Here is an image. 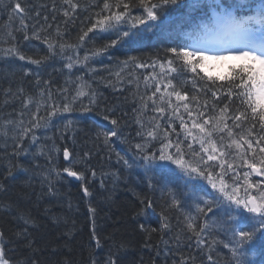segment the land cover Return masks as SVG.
I'll list each match as a JSON object with an SVG mask.
<instances>
[{
  "label": "trees",
  "instance_id": "1",
  "mask_svg": "<svg viewBox=\"0 0 264 264\" xmlns=\"http://www.w3.org/2000/svg\"><path fill=\"white\" fill-rule=\"evenodd\" d=\"M15 2L0 0V184L3 185L0 187V232L4 234L0 245L12 264H31L32 260L39 264H93V261L105 264L109 257L114 258L117 264H181V260L185 264L225 263L229 249L222 243L212 244L213 240L228 241L230 233L213 224L225 213L214 209L207 217L210 227L204 238L211 245V251L197 246L195 236L187 230L184 221L186 214L197 215L199 198L212 199L219 193L206 179L197 177L190 183L186 182L190 178L174 164L169 163L174 171L163 175L155 165L146 167L136 149V144H146V152L155 151L159 155L163 140L164 143L171 141L173 145L179 143L185 159L192 163L199 160L194 153L202 154L199 131L191 128L192 119L184 111V102L171 97L173 105L179 109V116L171 110L158 114L151 100L147 101V108L143 107L147 97L155 91L154 86L146 87L144 77L167 72L168 65L165 63L161 69L157 63L153 70L152 67L139 68L132 63L127 66L122 63L129 56L137 57V64L146 65H151L154 59L168 60L172 54L166 53L167 48L188 42L183 33L189 30V26L177 29L173 25L166 31L156 28L145 30L143 40L138 44L119 45L93 55L96 48L114 35L96 29L83 42L79 36L82 30L86 31L95 22V13L101 10L104 0H77L80 8L71 18L63 15L62 0H20L27 9L23 14L27 29H22L19 16L10 15L8 5L14 7ZM133 14H139V11L134 10ZM42 26L46 31L40 33V40H36L33 32ZM126 27L122 26V30ZM25 35L29 39L25 40ZM45 38L54 46L52 53L44 43ZM60 44L71 47L61 52ZM12 47L34 59L44 56L48 59L41 65L31 64L27 59L21 61L17 55L7 54L6 50ZM85 56L89 57L87 61H84ZM69 57L73 61L71 69L65 67ZM77 57L83 62L77 63ZM181 64L178 61V71L167 73L159 83L163 85L171 78L177 90L189 97L187 103L194 118L197 109L205 112L200 120L202 123L203 119L219 115L226 104L231 108L229 115L237 109L244 110L245 106L239 99L227 95L226 81L213 84L200 68L197 76L180 67ZM81 84L88 86L85 88L88 95L73 100ZM220 85L224 87L220 88ZM161 90L163 92V88ZM212 91H216L217 96L213 97ZM49 93L51 99H48ZM193 96L196 101L191 100ZM25 100L29 101L27 107ZM37 103L41 106L39 112ZM65 103H70L73 110L61 112L47 126L42 124L34 129L35 144L28 136L24 140L28 151L19 157L13 155L16 143L13 137L19 131V122L29 126L33 113L45 117L52 104L62 107ZM45 104L49 106L47 110ZM84 106L90 107L91 111H81ZM163 106L167 107L166 104ZM105 115L110 118L105 120ZM180 116L187 123V130L181 127ZM111 119L119 121V135L109 137L105 142L102 133L113 129ZM228 123L231 127V120ZM251 124L252 121L245 124L244 130ZM256 128L259 132L258 122ZM154 129L158 132L156 139L147 136V132ZM189 130L192 136L188 135ZM138 132L141 135L138 136ZM165 132L168 134L166 140ZM234 132L237 136L233 139L242 130L236 128ZM212 140L227 155L209 162L208 171L215 167L213 175L217 180L219 174L225 172L226 183L230 186H236L234 179L238 181L239 194L243 196L246 187L244 172L250 170L240 166L238 160H233L236 156L234 145L231 149L221 147V144L231 143L226 132L217 131ZM65 147L71 152V165L63 161ZM170 151L175 152L176 149L173 147ZM221 160L234 164V168L227 169L225 165L221 169ZM17 164L20 167H15ZM68 166L84 172L85 179L74 182L64 177L62 170ZM9 167L14 168L13 174L6 178ZM250 179L253 183L264 180L253 175ZM85 187L88 188L87 195ZM169 189L181 202V207H171ZM149 203L151 207H147ZM90 208L95 209L94 213L89 212ZM162 216L168 218V229L161 228ZM25 219L32 223L25 225ZM237 220L243 221L239 216ZM200 222L203 223V219ZM141 225L146 231L141 230ZM25 228L26 233L18 237L16 233ZM93 233L100 241L99 246L92 238ZM28 241H32L31 247H26ZM209 255L212 261L208 260ZM96 259H101V262H96Z\"/></svg>",
  "mask_w": 264,
  "mask_h": 264
},
{
  "label": "snow or ice",
  "instance_id": "2",
  "mask_svg": "<svg viewBox=\"0 0 264 264\" xmlns=\"http://www.w3.org/2000/svg\"><path fill=\"white\" fill-rule=\"evenodd\" d=\"M62 5L63 15L66 18H71L80 8L77 0H62ZM8 7L11 9L10 15L20 17L22 29H27L23 15L27 12V9L22 6L20 0H16L14 7L11 4ZM53 10L55 11V6ZM134 10H138L139 14L134 15ZM172 12L176 14L172 15ZM95 17V22L91 23L86 31L82 30L79 40L85 41L89 33H93L96 29L114 35V38L96 48L93 55L103 53L109 48L119 45L131 46L138 44L143 40L145 30L152 31L153 28H156L160 31H166L173 25L177 29L184 25L189 26V30L183 33L188 42L167 48L166 53L172 54L168 60L154 59L151 65H146L144 63L137 64L138 58L129 56L122 63L125 66L132 63L139 68L152 67L153 70H155L157 63H159L161 69H164L165 63L168 65L167 72L144 77L146 87L154 86L155 91L147 97L143 107L147 108V101L151 100L152 105L156 106L155 110L158 114L163 115L166 111L171 110L179 116V109L173 105L171 97L175 96L176 101L184 102V111L192 119L191 128L199 131L202 154L194 153V155L199 156V160L192 163L185 159L179 143L173 145L171 141L164 143L163 140H161L159 155L155 151L146 152V144H136V149L146 162V167L151 168L152 165H155L162 175L174 171L169 167L170 163L176 165L185 176L190 178L186 182L190 183L192 179L197 177L207 180L208 184L219 195L212 199L199 198L196 202L197 215L186 214L184 216L186 228L195 236L198 247L204 246L211 251V245L204 238V233L210 227L207 217L213 213L214 209L223 211L225 213L224 217L219 221H213V224L231 235L227 242L213 240L212 244L222 243L224 248L229 249L231 255L229 264H247L244 251L245 245L253 241L257 233L264 237V180H257L253 183L250 179L252 174L264 178V0H104L103 7L95 13ZM45 21H47V17H45ZM125 25L127 26L126 30H122V26ZM43 31H46V29L42 26L39 30L33 32V37L40 40V33ZM27 39L29 37L25 35V40ZM44 43L47 44L49 53H52L54 51L53 44L49 42L48 38L44 39ZM66 47H71V45H59L61 52ZM6 52L7 54L17 55L21 61L27 59L34 65H41L48 59L47 56L39 59L25 56L15 47L7 49ZM88 58V56H85L84 61H87ZM68 59L69 63L65 67L71 69L73 61L71 57ZM178 61L182 62L180 67L190 70L197 76H199L197 69L203 70L210 62H230L227 63L228 76H217L213 79L211 75H208V80L212 81L213 84L220 80L226 81L228 84L227 95L239 99L241 104L245 106L244 110L237 109L232 115H229L231 108L229 104H226L220 109L219 115L203 119L202 123L200 120L206 115L205 112H200L197 109L194 118L193 111L187 103L189 100L187 94L177 90L171 78L163 85L159 83L162 78L167 76V73L178 71L176 67ZM76 62L83 61H80L77 57ZM86 87H88L86 84L79 85L73 100L87 96ZM223 87L224 85H220V88ZM18 91L22 93L23 89ZM158 94L159 105H157ZM165 96H167V100ZM212 96H217V92L212 91ZM48 99H51L50 93ZM142 99L144 98L142 97ZM191 100L196 101L197 98L193 96ZM90 103H94V101H90ZM28 104L29 101L25 100L26 107ZM165 104L167 107L163 106ZM40 107V104L37 103V112H39ZM44 107L47 110L49 106L45 104ZM50 107L51 111H47L45 117L33 113L29 126H24L23 121L19 122V131L13 137L16 141L13 145V155L19 157L22 152L28 151L24 147L26 137L31 136L33 144H35L37 137L33 134L34 129L41 127L42 124L47 126L48 122L61 112L73 110L70 103H65L62 107L52 104ZM81 111L89 112L91 108L84 106ZM109 118L108 115L104 116L105 120ZM180 119L181 127L187 130V123L184 122L182 116H180ZM229 120L232 122L231 127L228 123ZM249 121H252L251 126L244 130V125ZM257 122L259 132L256 128ZM111 124L114 126L113 129L102 133L105 142L108 141L109 137L119 135L117 131L119 121L111 119ZM141 127L143 128V125ZM156 127L158 129L159 124ZM236 128L241 129L242 132L237 138L233 139L234 136H237V133L234 132ZM217 131L226 132L228 139L231 140L230 144L226 146L221 144V147L231 149L234 145L236 156H233V160H238L240 166L250 170L244 172L243 179L246 187L243 196L239 194L238 181L234 179L236 186L233 187L226 183L225 172L222 171L217 180L213 175L216 171L215 167H212V171H208L211 166L209 162L217 161L219 157L227 155V152L220 151L217 143L212 140V136ZM137 135L139 136L141 133L138 132ZM157 135L158 132L155 129L147 132V136L152 139H156ZM188 135L192 136V131L189 130ZM164 139H168L167 132L164 134ZM223 139L224 137L221 136V141ZM173 147L176 149L175 152L170 151ZM189 148L191 149V146ZM217 153H219V156ZM63 156L65 161H68L71 165V152L67 147L63 150ZM204 156H207L206 160ZM120 159L123 160L124 158L120 157ZM157 161L160 163H157ZM124 163L128 164V161L124 160ZM225 165L227 169L234 168V164L227 163V160H221L219 167L224 169ZM15 167H20V165L17 164ZM13 170V167H9L6 178L12 176ZM62 171L67 173L69 177H75L78 180L85 179L84 172L74 170L73 166L64 167ZM92 175L95 176L94 171ZM236 175H239V173L237 172ZM0 187H3V185L0 184ZM200 190L203 191L204 189L201 187ZM253 190L255 194H253ZM84 192L86 195L88 194L87 187L84 188ZM168 195L171 197V207L179 208L182 206L171 189H169ZM141 202L143 203V201ZM151 206L150 203L147 205V207ZM94 211L95 209H89L90 213H94ZM237 216L249 220L250 223L247 225L241 224L237 220ZM167 219L166 216H162V229L169 228ZM201 219H203V223L200 222ZM24 223L28 225L32 221L25 219ZM140 227L141 230L146 231L143 225ZM26 231L27 228L22 232H17L16 235L18 237L22 236ZM152 231H155V229ZM3 235L0 232V241H3ZM92 238L96 240L99 246L100 241L96 238L95 233H93ZM31 245L32 241H28L26 247H31ZM208 260L212 261L211 255L208 256ZM0 264H12L2 245H0ZM18 264H21V262H18ZM31 264H39V262L32 260ZM93 264H95L94 261ZM105 264H117V261L109 257ZM181 264H185V261L181 260Z\"/></svg>",
  "mask_w": 264,
  "mask_h": 264
},
{
  "label": "water",
  "instance_id": "3",
  "mask_svg": "<svg viewBox=\"0 0 264 264\" xmlns=\"http://www.w3.org/2000/svg\"><path fill=\"white\" fill-rule=\"evenodd\" d=\"M64 160H65V159H64ZM64 175L67 176L68 178L72 179V180L78 181V179L75 178V177H69V176L67 175V173H64ZM254 176H255V174H254ZM256 177H257V176H256Z\"/></svg>",
  "mask_w": 264,
  "mask_h": 264
},
{
  "label": "bare ground",
  "instance_id": "4",
  "mask_svg": "<svg viewBox=\"0 0 264 264\" xmlns=\"http://www.w3.org/2000/svg\"><path fill=\"white\" fill-rule=\"evenodd\" d=\"M100 256H104V254L100 253ZM96 262H101V259H96Z\"/></svg>",
  "mask_w": 264,
  "mask_h": 264
}]
</instances>
